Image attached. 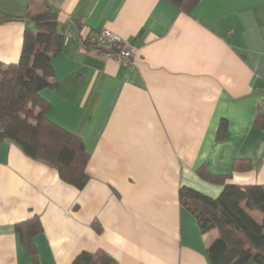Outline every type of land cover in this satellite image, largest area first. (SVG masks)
I'll return each instance as SVG.
<instances>
[{"label": "crops", "instance_id": "0c3cea01", "mask_svg": "<svg viewBox=\"0 0 264 264\" xmlns=\"http://www.w3.org/2000/svg\"><path fill=\"white\" fill-rule=\"evenodd\" d=\"M47 8L63 41L54 86L39 95L46 117L81 139L88 181L78 189L0 141V264H32L15 225L34 215L37 264L99 249L118 264H210L217 231L200 232L178 191L219 195L223 184L199 167L226 183L264 184V0H198L187 12L169 0H0V62L18 61L34 28L25 16ZM102 29L127 42L130 65L93 46ZM221 120L227 136L217 140ZM236 158L250 169L234 170Z\"/></svg>", "mask_w": 264, "mask_h": 264}, {"label": "trees", "instance_id": "16d2710c", "mask_svg": "<svg viewBox=\"0 0 264 264\" xmlns=\"http://www.w3.org/2000/svg\"><path fill=\"white\" fill-rule=\"evenodd\" d=\"M187 12L198 0H169ZM8 17L0 13V22ZM25 18L34 28L25 29L19 59L15 63L0 62V141H10L30 158L55 168L66 183L81 189L88 181V154L81 139L56 125L47 117L48 103L39 92L54 86L51 59L59 53L63 36L58 32L56 13L48 8ZM264 116L258 115L257 122ZM227 136L226 121L221 120L216 139ZM247 158H236L232 168L249 170ZM196 174L202 179L223 184L216 197L207 196L191 187L181 186L178 198L196 219L200 232L217 231L206 253L210 264H264V184L226 183L225 177L209 175L202 167ZM244 204V207L242 206ZM262 214L258 224L247 212ZM97 230L98 227H96ZM22 245L37 264L32 238L42 232L40 217L34 215L15 225ZM71 264H118L104 250L81 251Z\"/></svg>", "mask_w": 264, "mask_h": 264}, {"label": "built area", "instance_id": "2783aa9c", "mask_svg": "<svg viewBox=\"0 0 264 264\" xmlns=\"http://www.w3.org/2000/svg\"><path fill=\"white\" fill-rule=\"evenodd\" d=\"M90 40L97 50L114 58L117 62L125 65L132 63L134 56L127 42L111 30L102 29L97 31ZM257 113L264 116V97L260 100Z\"/></svg>", "mask_w": 264, "mask_h": 264}]
</instances>
